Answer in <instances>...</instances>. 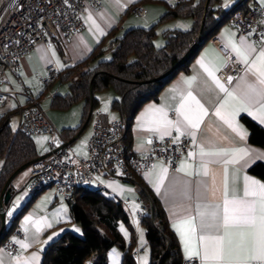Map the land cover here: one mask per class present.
I'll return each instance as SVG.
<instances>
[{"label":"crops","instance_id":"crops-1","mask_svg":"<svg viewBox=\"0 0 264 264\" xmlns=\"http://www.w3.org/2000/svg\"><path fill=\"white\" fill-rule=\"evenodd\" d=\"M175 1L102 0L101 6L87 4L86 10L82 13V24L78 31L68 38L61 37L60 40H54L48 36L46 42L34 45L19 60V64L14 70H6L5 79L0 83V91L5 96V103L0 107V114H5L7 111L12 112V115L18 113L20 120V109L33 99L43 109L47 106L50 107L45 111L58 133L54 148L65 147L68 150V146L77 138L81 130L90 124L89 133L83 140V147L73 144V150H71L76 156H85L86 141L91 134L92 114L99 110L106 120L120 118L119 112L111 107V102L117 94L110 87L104 88L108 101L106 107L103 108L99 106L100 94L94 93L98 99V104L92 109L91 115L82 123L84 108L82 99L72 102L67 107H60L52 103L55 94L61 96L68 91V81L61 80L57 75L50 84H44L42 79L48 75L47 66L54 61L59 72L62 73L75 63L87 58L96 48H106L102 52L101 56H103L108 50L112 36H119L130 27L153 25L165 9ZM234 2V0H214L212 5L218 6L221 10L220 13L217 10L214 14L217 16L223 13ZM136 3L143 5L144 15L140 16L132 11V7ZM207 3L208 0L205 4L207 5ZM205 4L204 7H206ZM243 5L256 6L262 5V3L261 0H243ZM89 16H91V20L87 19ZM109 24L111 26H108ZM159 24H163L160 28L161 37H163L162 31L165 29L189 28L192 25V18L189 16L174 17ZM159 24L155 26V30ZM96 25H99L100 29L103 30V35L96 28ZM214 33L221 38L229 49L231 42L239 44L241 38H244L247 44L256 47L257 52L260 46L264 44V38L255 40L252 37V31L237 36L234 26L226 18L216 27ZM233 54L235 55V53ZM255 55L256 53H253L248 57L250 64H244L242 72L227 85L218 78L217 71L215 73L216 78L224 84L225 88L235 92L237 99L233 100L220 92L200 67L198 62L203 60L206 66H215L220 69L225 61L212 43L207 40L203 41L187 68L179 71L165 83L158 91L156 98L145 101L135 112L129 124L127 143L135 152L142 153L154 139H161L166 136L164 127L155 130L157 126L154 121L161 113L166 114L169 120H182L174 111L180 104L179 90L185 87L182 78L197 77V82L192 91L207 108L208 115L202 117L203 123L196 132V142L193 143L189 138L191 146L177 161L175 167L170 169L163 161L158 160L152 169L139 177L160 201L168 225L177 238L183 259L190 258L192 252L200 251L202 253L205 244L211 247L218 238L225 237L226 229L223 224V216L226 200H258V196L245 197V190L250 186L249 181L251 180L264 183V174L260 172L262 168L261 170H252V167L257 163H264V146L250 140V130L243 120V116H247L264 129V109L260 105L254 104L247 111L237 112L235 119L231 121V126L215 115L216 108L225 99H228V104L222 110L223 112H231L238 108L237 100L248 85L257 89H264V85L259 83L258 72L251 67ZM101 56L100 58H102ZM236 58L239 60L238 57ZM94 62L95 60L91 61L90 65ZM56 81L65 82L67 88L54 92L50 90L49 105L47 101L46 103L45 101L40 102L45 89ZM40 85H43V88L39 89L40 91L36 95L35 90ZM70 109L73 110L69 112ZM170 111L174 112L172 116L169 114ZM19 120L17 128L15 130L11 128L12 131L19 129ZM80 124V129L75 136L68 138L62 133L63 128L76 127ZM181 127L183 128L182 124ZM167 130L178 136L175 126ZM31 137L34 142L33 136ZM36 142L40 147L38 139ZM34 145L36 148L35 142ZM201 147H204L206 151H220L235 155H239L241 150H247L248 155L245 156V160L248 161V165L242 167L244 160L237 164H225L220 162L219 158H202L199 155ZM49 151L50 149L46 152H40L36 149L38 157L49 153ZM210 159L214 162L208 163L207 161ZM29 164L27 165L28 168ZM26 173L19 180L14 182L13 179L11 180L13 191L8 202L3 205L5 215L6 206L11 201L15 202V213L10 221L13 225L7 231L5 238L13 240L17 247L13 253L0 248V264H41L43 251L48 243L57 238L64 230L78 224L72 217L68 200L58 194L55 188L46 187L30 196L22 187L27 176ZM95 178L91 185L92 188H97L98 182H100L103 185L100 192L107 197L119 200L123 204L129 222H119L118 230L126 245L133 252L136 263L148 264L150 247L145 237V228L141 224L140 218H137V212L141 211L143 215H146L148 209L141 199L137 182L116 174H107L103 170H98ZM134 215L139 219V223L132 219ZM10 225L6 227L5 231ZM193 228L194 231L191 230ZM227 231L238 243L251 245V230L230 228ZM50 237L51 239H49ZM201 237L204 239L201 240ZM23 244L28 246L24 248L22 247ZM105 255L107 264H122L123 252L119 247L112 246L105 252ZM197 257L200 258L201 264H206L202 256ZM258 262L260 261L253 260L249 264H257Z\"/></svg>","mask_w":264,"mask_h":264},{"label":"trees","instance_id":"trees-1","mask_svg":"<svg viewBox=\"0 0 264 264\" xmlns=\"http://www.w3.org/2000/svg\"><path fill=\"white\" fill-rule=\"evenodd\" d=\"M213 1L208 0L204 7L206 0H176L153 25L130 27L121 35L112 36L107 48L110 51L109 58H100L106 48H96L84 60L62 73L59 72L58 77L68 81V91L61 96L55 94L52 103L67 107L82 99L83 123L98 104L95 91L112 88L117 96L112 100L111 107L119 112L120 118L126 123L124 140L128 142L127 130L138 108L145 101L156 98L165 83L187 68L200 44L214 33L230 12L244 6L243 0H237L226 11L216 16L215 11L220 13L221 10L212 5ZM180 16L191 17L192 25L186 29L163 30L164 43L155 45V26ZM201 22L199 46L184 63L161 76L195 41ZM11 115L12 112L8 111L0 114V157L3 158L0 166V195L5 180L18 166L38 158L32 137L20 129L11 130ZM243 120L250 130V140L264 146V129L247 116H243ZM80 126L81 124L63 128L62 133L71 138L77 134ZM261 168L260 172L264 174V163H257L252 170ZM140 176L132 175L127 178L137 182L141 199L148 209L147 214L140 218L150 247L148 264H182L179 244L168 225L164 209ZM9 186L12 192L11 182ZM67 200L72 217L79 224L81 231L78 234L66 229L48 243L43 251L41 264H84L86 261L88 264H107L105 252L112 246L122 249V264H137L133 252L118 230L119 222H129L127 212L119 200L107 197L98 188L92 187L75 189ZM12 225L13 223L6 231L4 229L0 233V240L5 238Z\"/></svg>","mask_w":264,"mask_h":264},{"label":"built area","instance_id":"built-area-1","mask_svg":"<svg viewBox=\"0 0 264 264\" xmlns=\"http://www.w3.org/2000/svg\"><path fill=\"white\" fill-rule=\"evenodd\" d=\"M87 4L101 6L102 0H0V83L5 79L6 70H14L19 60L34 45L46 42L48 36L60 40L78 31ZM132 11L140 16L145 13L140 3L133 5ZM226 19L234 26L237 36L252 31L255 40L264 38L261 35L264 33V5L237 7ZM207 41L225 59L217 76L227 85L242 72L244 64L217 34H211ZM47 70L48 75L42 79L46 85L59 73L54 61L50 62ZM4 103L5 96L0 91V107ZM169 114L172 116L174 112L170 111ZM19 129L30 136H47L50 148L49 153L29 164L22 187L30 196L46 187H53L58 194L68 199L75 189L91 187L98 170L121 177L143 175L158 160L171 169L191 146L189 137L174 139L177 136L172 133L154 139L144 152H135L124 140L125 121L121 118L106 120L96 110L92 114L85 156H76L65 147L54 150L58 133L46 111L34 99L20 109ZM97 188L102 191L103 185L98 182ZM142 216L141 211L137 212V218ZM16 247V243L9 238L0 240V248L10 253L15 252ZM84 264H88V261ZM182 264H201V261L198 257L184 258ZM257 264H264V261Z\"/></svg>","mask_w":264,"mask_h":264},{"label":"snow or ice","instance_id":"snow-or-ice-1","mask_svg":"<svg viewBox=\"0 0 264 264\" xmlns=\"http://www.w3.org/2000/svg\"><path fill=\"white\" fill-rule=\"evenodd\" d=\"M261 3L264 5V0H261ZM87 19L91 20V16L87 17ZM93 23L95 22L93 21ZM108 26L111 25L109 24ZM96 28L100 30L102 35L104 34L99 25H96ZM261 35L264 37V33ZM230 51L235 53L239 61L245 65L250 64L248 57L256 53L254 60L251 62V67L258 72L259 83L264 85V44L260 46L257 52L256 47L247 44L244 38H241L239 44L235 42L230 43ZM198 63L220 92H223L227 98L233 100L237 99L235 92L229 91L225 88L224 84L216 78L215 73L219 71V68L215 66H206L203 60ZM230 81L231 77H229V82ZM196 82L197 77L195 76L182 78V83L185 87L179 90L180 104L174 110L182 120L177 119L176 121H172L167 118L166 114L161 113L154 121V124L157 126L155 130L164 127L165 134L171 135V132L167 129L175 126L178 136L174 139H179V136H187L193 143L196 142V132L203 123L202 117L208 115L207 108L193 94L192 88ZM237 103L239 105L238 108L231 112H223L222 110L228 104V99H225L216 108L215 115L231 126V121L235 119L237 112L247 111L248 108L254 104H258L264 109V89H257L252 85H248L242 91ZM189 155H192V153H189ZM199 155L202 158H219V161L225 164H237L241 160H244L242 167L248 165V161L245 160V156L248 155L247 150H241L239 155H235L220 151H206L204 147H201ZM207 162L212 163L214 161L210 159ZM249 185L250 186L245 190V197L250 195L253 197L258 196V200H226L223 216V224L226 229L225 237L218 238L211 247L205 244L202 253L200 251L192 252L190 253V258L202 256L206 264H249V262L253 260L264 261V183L251 180L249 181ZM11 214V212L7 213V215ZM230 228L251 230V245L247 246L233 239L231 233L227 231ZM191 230L194 231L195 229L193 228ZM49 239H51V237ZM203 239L204 238L201 237V240ZM27 246L26 244L22 245L24 248Z\"/></svg>","mask_w":264,"mask_h":264},{"label":"rangeland","instance_id":"rangeland-1","mask_svg":"<svg viewBox=\"0 0 264 264\" xmlns=\"http://www.w3.org/2000/svg\"><path fill=\"white\" fill-rule=\"evenodd\" d=\"M163 25V24H162ZM162 25L159 24V26L156 27V36L154 38V43L155 45L157 46H160L164 43V38L161 37V27ZM102 58H109L110 57V52L107 50V52H105V54L103 56H101ZM43 88V85H40L38 88H36L35 90V93L36 95H38L39 93V89ZM67 88V85L65 82H55L53 83L52 85H50L48 88L45 89V92L42 94L41 98H40V102L42 101H47L48 105H49V102H50V90L51 91H62V89H66ZM111 91V89H109ZM103 92V93H101ZM95 94L96 95H99V106L101 107H106L107 105V101H108V96H107V93L104 91V89L102 90H97L95 91ZM46 106V105H45ZM42 108V107H41ZM50 107L47 106V108L45 109H49ZM44 109V110H45ZM57 111V109H55ZM71 110L73 109H70L69 112H71ZM59 112V111H57ZM50 113V111H49ZM71 114V113H70ZM76 119V118H75ZM18 120H19V114L18 113H14L12 116H11V119H10V126L12 128V130H15L18 126ZM76 121V120H75ZM89 129H90V124H88L87 126H85L80 134L77 136V138L75 140H73L71 142V145L68 146L69 148V151L73 150V144L74 146H79V147H83V140L85 137H87L88 133H89ZM33 139H34V142L36 144V149L37 151H40V152H46L48 151L50 148H49V145H48V137L47 136H38V135H34L33 136ZM37 139L38 141L40 142V147H38L37 145ZM2 163V157H0V165ZM28 173V166L26 168H24L23 170H21L14 178H13V182L16 181V180H19L21 178H23V176L25 175V173ZM26 173V175H27ZM11 212L12 214L11 215H7V213ZM15 213V202L14 201H11L7 206H6V214L4 216V221H5V225L6 227L9 226L11 224V218L13 217ZM134 220V222H137L139 223V219H137L134 215V217L132 218ZM74 233H80L81 229L79 227V224H77V226H71L70 228Z\"/></svg>","mask_w":264,"mask_h":264},{"label":"water","instance_id":"water-1","mask_svg":"<svg viewBox=\"0 0 264 264\" xmlns=\"http://www.w3.org/2000/svg\"><path fill=\"white\" fill-rule=\"evenodd\" d=\"M206 6V4H205ZM203 20V18H202ZM201 31H202V22H201V26L199 28V32L196 36L195 41L189 46V48L180 56V58L175 62V64L165 73H163L161 76L167 74L169 71H171L172 69H174L175 67H177L178 65H181L182 63H184L189 56L193 53V51L199 46L200 43V39H201ZM159 76V77H161ZM90 92H91V88H90ZM57 148H54V150H56ZM47 154V153H46ZM44 155L39 156L38 158H41ZM30 162H26L21 164L20 166H18L5 180L3 188H2V192L0 195V233L4 231V229H6V225H5V221H4V207L3 205L6 204L11 196V187L9 186V183L11 182V180L14 178V176L19 173L22 169H24Z\"/></svg>","mask_w":264,"mask_h":264}]
</instances>
